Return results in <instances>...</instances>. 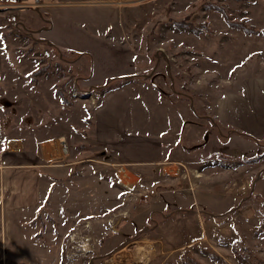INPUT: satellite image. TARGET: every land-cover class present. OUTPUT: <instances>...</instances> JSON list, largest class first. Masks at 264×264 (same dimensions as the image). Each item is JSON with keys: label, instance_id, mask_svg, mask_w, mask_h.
I'll list each match as a JSON object with an SVG mask.
<instances>
[{"label": "rangeland", "instance_id": "obj_1", "mask_svg": "<svg viewBox=\"0 0 264 264\" xmlns=\"http://www.w3.org/2000/svg\"><path fill=\"white\" fill-rule=\"evenodd\" d=\"M61 1L0 0V97L11 101L6 118L20 124L19 119L25 123L36 115L38 122L52 112L59 117L57 124L72 133L63 143L77 165L66 168L51 187L43 186L39 210L14 221L11 214L2 213L0 202V264H264V139L259 141L261 154L253 157L256 161L223 157L221 162L183 168L186 180L181 185L209 191L206 197L194 193L200 206L190 208L205 221L199 246L161 255L154 223L128 238L130 225L125 223L143 204L148 206L140 193L154 187L137 183L129 172L120 176L131 186L121 185V165L107 163V156L92 145L91 119L104 94L101 88L81 86L89 69L85 58L53 48L42 38L51 19L49 4ZM121 3L123 18L108 33L133 46L137 70L132 86L157 91L149 96L151 103H160L161 90L165 99L181 104L186 116L204 127V135L227 136L229 129L216 121L211 108L222 92L235 90L243 76H264V0ZM241 22L252 30L237 26ZM194 146L188 144L189 149ZM166 171L178 172L176 165ZM224 177V187H211ZM202 181L210 187H196ZM218 199H224V209H217ZM144 217L140 211L137 219ZM22 220L26 222L15 224Z\"/></svg>", "mask_w": 264, "mask_h": 264}, {"label": "crops", "instance_id": "obj_2", "mask_svg": "<svg viewBox=\"0 0 264 264\" xmlns=\"http://www.w3.org/2000/svg\"><path fill=\"white\" fill-rule=\"evenodd\" d=\"M121 2L62 0L51 3L47 10L51 19L46 21L48 27L43 30L42 38L53 48L74 52L79 59L85 58L89 62L88 74L81 77V86L89 89L114 87L104 95L93 113L92 130L89 131L92 145L98 154L107 156V163L129 167L137 183L145 181L151 187L159 188L152 204L149 205L151 199L141 200L148 201V206H145L146 202L140 210L145 217L138 220L140 211L136 212L133 219L125 223L130 225L128 231L132 230L126 232L130 238L140 232V228L144 230L148 223H154V241L160 254L172 256L183 249L197 247L205 238V221L201 214L190 208L200 206L194 193L201 192V197H206L209 191L197 189L196 192L187 184L181 185V180H186L182 175L183 168L194 163L221 162L223 157L249 159L261 154L264 76H243L235 82V90L222 92L213 101L210 113L220 125L229 129L228 134L219 138L204 135V127L197 125L194 117H187L181 104H172L171 99H165L161 90L160 103L156 99L158 95L154 98L157 101L151 103L149 96L157 91L150 89L152 92L148 93V90L133 87L131 79L137 70L133 46L115 40L116 35L108 33V28L116 27L123 18ZM10 102L0 97V202L2 213L11 214L15 221L28 211L39 210L43 186L51 187L66 168L75 169L77 165L69 159L73 154L63 143L72 133L57 124L59 117L48 112L37 122L35 115V119L28 117L25 123L19 119L24 125L21 126L6 118V106ZM232 129L236 133L230 132ZM189 143L195 146L189 149ZM173 165L178 172L167 173V168ZM217 171L222 174L224 170ZM226 177L211 187L223 186ZM190 180L188 177L191 183ZM196 187L210 186L202 181V185ZM188 197L194 200H188ZM216 203L217 209H224V199H218ZM168 211L173 215H167ZM22 221L15 224L26 222ZM30 241L29 246L32 245Z\"/></svg>", "mask_w": 264, "mask_h": 264}, {"label": "built area", "instance_id": "obj_3", "mask_svg": "<svg viewBox=\"0 0 264 264\" xmlns=\"http://www.w3.org/2000/svg\"><path fill=\"white\" fill-rule=\"evenodd\" d=\"M75 96H77V94L75 93L74 94ZM65 145H66V143L64 144V148H65ZM18 151L20 150V149H17ZM121 172H123V173H127V172H129L130 173V171L125 167V166H119V168L117 169V177L119 178V183L121 184V185H124L125 186V184L123 183V181H122V178H121V176H120V173ZM128 175L126 174L125 175V177H127ZM157 195V191L153 188V189H146V190H143L141 193H140V196L142 197V199H145V200H149L150 198H152V197H154V196H156Z\"/></svg>", "mask_w": 264, "mask_h": 264}, {"label": "trees", "instance_id": "obj_4", "mask_svg": "<svg viewBox=\"0 0 264 264\" xmlns=\"http://www.w3.org/2000/svg\"><path fill=\"white\" fill-rule=\"evenodd\" d=\"M176 25H179L180 26V25H183V23L177 22ZM237 26L242 27L247 32L250 31V30H252L251 28L250 29L246 28V26H244V23L243 22L238 23ZM113 88L114 87L112 85H106V86H104V87L101 88V90H102L101 92L105 95L107 92L112 91ZM100 104H101V102H100ZM256 160H257V158H253L252 160L250 159L251 162L252 161H256ZM184 250L186 251L187 249H184Z\"/></svg>", "mask_w": 264, "mask_h": 264}, {"label": "bare ground", "instance_id": "obj_5", "mask_svg": "<svg viewBox=\"0 0 264 264\" xmlns=\"http://www.w3.org/2000/svg\"><path fill=\"white\" fill-rule=\"evenodd\" d=\"M128 183V182H127ZM125 184V183H124ZM131 185H129V184H125V187H130Z\"/></svg>", "mask_w": 264, "mask_h": 264}]
</instances>
